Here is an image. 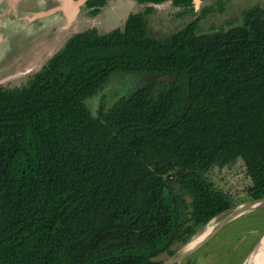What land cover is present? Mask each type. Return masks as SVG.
I'll return each mask as SVG.
<instances>
[{"label":"trees","instance_id":"1","mask_svg":"<svg viewBox=\"0 0 264 264\" xmlns=\"http://www.w3.org/2000/svg\"><path fill=\"white\" fill-rule=\"evenodd\" d=\"M152 11L75 32L25 84L0 86V264H160L234 205L213 166L243 161L246 195L264 197V7L211 32L202 9L161 39ZM121 73L147 79L93 115L86 100Z\"/></svg>","mask_w":264,"mask_h":264},{"label":"rangeland","instance_id":"2","mask_svg":"<svg viewBox=\"0 0 264 264\" xmlns=\"http://www.w3.org/2000/svg\"><path fill=\"white\" fill-rule=\"evenodd\" d=\"M4 1L0 2V36L2 38L0 41V86L3 87L25 84L31 75L62 46V40L74 32L99 24L96 16H91L89 9L82 6L80 14L81 21L84 22L82 28L76 27L77 29L74 30L72 25L65 28L63 33H59L57 31L60 28L59 21L54 24V27L52 23L57 20V17L62 16L61 11L34 20L23 17L39 9L46 10L56 2L55 0H20L10 8L7 3L3 4ZM255 4L264 7V0H198L194 4V12L183 15L180 14L181 8L167 4L147 14L148 33L155 38H164L182 28L206 8H210L211 11L200 19L199 31L227 29L240 24L241 12ZM130 10L132 9H122L118 23L102 25L98 31L106 33L113 28L122 27L124 18ZM61 20L64 21V19ZM146 79V76L139 74L112 75L97 94L86 100L91 113L95 115L101 103L109 108L120 97L126 96L141 86ZM206 177L217 188L230 193L234 199V205L250 199L245 192L250 179L245 175L243 161L237 160L222 168L213 166L206 172ZM219 216L223 218L224 213ZM263 229L264 207H261L228 223L178 264H244ZM168 257L165 254L159 256L164 260Z\"/></svg>","mask_w":264,"mask_h":264},{"label":"water","instance_id":"3","mask_svg":"<svg viewBox=\"0 0 264 264\" xmlns=\"http://www.w3.org/2000/svg\"><path fill=\"white\" fill-rule=\"evenodd\" d=\"M1 1L2 0H0V2ZM18 1H20V0H5L3 2V4L4 3L5 4L7 3L8 6H9V8H10L11 6H13ZM57 1L59 2V4L56 5L55 7L51 8V9H49V10H45V11H34L30 15H23V17H25L27 19H30L31 18L32 20H34V19H37V18L45 17V16H47V15H49L51 13H54L56 11H62V12L63 11H66L67 12V19L71 21V19L74 18V16L79 11V9L82 6H85L86 5V2L88 0H57ZM193 1L196 4L198 0H193ZM68 9H69V12H68ZM8 11H9V9H8ZM73 25H74L73 26L74 28H72V29L75 30V28H76L75 27V24H73ZM70 26H72V25H70ZM65 28H67V27L60 26V28L57 31H59V33H63V31H64ZM69 36H67V38ZM53 37H55V35ZM67 38H65L64 40L66 41ZM1 39L2 38L0 36V41H1ZM56 39H58L57 34H56ZM64 40H62L63 44L65 42ZM163 78H165V79H163ZM167 78L169 79V77H160L159 80H168ZM261 207H264V197L257 198V199H248L246 201H243L241 203H238L236 205H233L228 210H226V211L223 212L224 213V216L221 219V221L203 239H201L200 241H198L197 243H195L194 245H192L191 247H188V248L186 247V245H187V243L189 241H187L173 255H171L170 257H168L167 259H165L160 264H178V263H180L183 259H185L190 254H192L194 251H196L197 249H199L202 245H204L214 234H216L220 229H222L228 223H230L231 221H233V220L241 217L242 215H244V214H246V213H248L250 211H254V210H256L258 208H261ZM223 213H220V214H218L216 216H219V215H221ZM263 238H264V229H263L262 233L260 234L259 238L257 239V241L255 242L252 250L249 252V254H248L247 258H246V261H249L250 258L252 257V255L257 251L258 247L260 246L261 242L263 241ZM245 262H244V264H245Z\"/></svg>","mask_w":264,"mask_h":264},{"label":"crops","instance_id":"4","mask_svg":"<svg viewBox=\"0 0 264 264\" xmlns=\"http://www.w3.org/2000/svg\"><path fill=\"white\" fill-rule=\"evenodd\" d=\"M55 1L56 2L50 8H52V7H54V6L59 4V2L57 0H55ZM167 4L172 5L171 0H166V1L158 3V4L140 3L137 0H106L105 5L102 6L100 8L99 13L97 15H95L96 16V21L99 24L94 25L92 27H94L97 30H99V28L102 25H105V24L113 25V24L118 23L119 20L121 19L120 12L124 8L132 9V10H130L128 12V14H127V16H128L130 13L143 11L145 6H151L153 8V12H154L156 9L161 8V7L163 8ZM173 7L177 8L174 5H173ZM36 11H44V10L43 9H39V10H36ZM81 11H82V7L76 13L74 18L71 19V21L67 19V12L66 11L61 12V15L63 16V18H62V16L57 17V20L54 21V23H52L53 24L52 26L54 27L55 26L54 24H56V22L59 21L58 25H60L62 27H69L70 25L75 24V27L82 28V25H83L84 22L81 21V17H80ZM166 11H167V7H166ZM68 12H69V9H68ZM127 16H125V18H124L125 20H126ZM146 16H145V18H146ZM61 19H64V21L61 20ZM125 20H124V22H125ZM124 22H123V24H124ZM82 30H85V29H82ZM98 32H100V31H98Z\"/></svg>","mask_w":264,"mask_h":264},{"label":"bare ground","instance_id":"5","mask_svg":"<svg viewBox=\"0 0 264 264\" xmlns=\"http://www.w3.org/2000/svg\"><path fill=\"white\" fill-rule=\"evenodd\" d=\"M49 9L51 8L49 7L46 10ZM221 219L222 218H220V216H215L214 218H212L189 240L186 247H191L192 245L203 239L221 221ZM245 264H264V238L257 251L252 255L249 261L245 262Z\"/></svg>","mask_w":264,"mask_h":264},{"label":"flooded vegetation","instance_id":"6","mask_svg":"<svg viewBox=\"0 0 264 264\" xmlns=\"http://www.w3.org/2000/svg\"><path fill=\"white\" fill-rule=\"evenodd\" d=\"M195 3H194V1H193V5H194ZM179 8V7H178ZM195 9V8H194ZM99 92V91H98ZM97 94V93H96ZM117 101V100H116Z\"/></svg>","mask_w":264,"mask_h":264}]
</instances>
